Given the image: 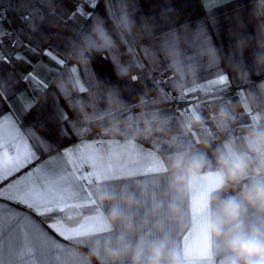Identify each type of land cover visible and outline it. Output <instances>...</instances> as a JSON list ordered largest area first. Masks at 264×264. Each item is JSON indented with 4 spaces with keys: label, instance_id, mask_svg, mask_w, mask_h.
<instances>
[{
    "label": "crops",
    "instance_id": "1",
    "mask_svg": "<svg viewBox=\"0 0 264 264\" xmlns=\"http://www.w3.org/2000/svg\"><path fill=\"white\" fill-rule=\"evenodd\" d=\"M113 2L115 10L126 11L135 21V29L129 36L145 67L127 77H119L107 54L104 57L95 55L90 63L95 76V84L91 85L84 65L71 60L67 75L78 90L86 114L90 119H98L138 104L141 97L144 100L152 98L154 89L150 75L168 73L165 83L170 95L177 101L187 102L181 108L183 118L192 110L201 111L205 119L209 116L208 108L197 101H188L196 91L206 94L209 104L217 100L228 102L237 106L234 114L245 113L249 117V121L231 132L220 134L212 129L214 135L207 148L199 145L197 134L191 132V143H197V150L207 154L214 169L215 150L224 140L231 136L241 144L244 131L264 117V71H257L254 65L255 45L238 54L234 39L237 9L243 7L246 13L250 0ZM78 7L84 13L91 12L88 0H82ZM76 10L45 49L55 59L45 52L38 59H31L24 51L17 50L8 36L0 43V80L4 82L0 89L4 93L0 95V112L11 113L15 122L6 119L0 136L17 152L36 144L39 138L47 140L45 149H33L39 159L4 180L3 184L33 170L62 188L54 212L40 209L47 213L45 216L3 201L8 207L18 209L19 216L12 217L7 211L3 215L0 264H27L28 261L31 264H86L84 256L95 242L114 241L121 235L133 248L145 238L148 243L167 238L169 246L174 245L178 250L191 246L198 264H231L234 258L221 241L205 232L204 220L210 212L206 201L211 195L210 183L205 178L210 169L188 178L187 186L177 189L173 187L169 172L171 150L162 152L139 139L129 146L130 136L117 133L78 137L69 127L72 110L54 82L53 71L70 58L67 54L69 44L78 36L88 16L77 14ZM0 25L10 30L4 13L0 15ZM215 51L220 55L218 62L213 59ZM17 55L26 58L30 68L11 60ZM174 64L176 71H173ZM30 74L33 79L24 78ZM133 74L137 77L135 80L131 78ZM113 89L123 108L117 109L116 104H110ZM242 98H247L250 106L241 107ZM27 103L33 107L25 111L21 105ZM153 108L166 117L179 113L174 103L149 109ZM61 110L67 114V120L61 119ZM140 110H132L136 121H139ZM0 158L5 162L10 159L7 148L0 153ZM231 191L234 190L222 195L227 196ZM102 192L115 199L101 201ZM122 195L132 197L135 203L129 206L126 199H121ZM114 205L120 207L130 221V231H125L126 225L120 222L105 223ZM171 207L176 209L174 215L170 214ZM21 216L25 219H20ZM26 224L41 230L36 235L39 254L30 243ZM49 224L62 226L61 231L64 229L68 238L64 239L60 232L49 228ZM242 224L246 228L264 225V214L249 209L242 217ZM124 264H131L130 258Z\"/></svg>",
    "mask_w": 264,
    "mask_h": 264
},
{
    "label": "clouds",
    "instance_id": "2",
    "mask_svg": "<svg viewBox=\"0 0 264 264\" xmlns=\"http://www.w3.org/2000/svg\"><path fill=\"white\" fill-rule=\"evenodd\" d=\"M113 30L127 38L135 29V21L121 9L110 12ZM150 34V29L149 33ZM235 47L242 54L253 44L255 45L254 65L257 71H264V0H250L247 12L238 7L234 31ZM115 46V40L104 26V21L98 18L88 32L78 35L69 44L67 54L76 63H91L95 55L104 57ZM215 61L220 60L218 51L213 53ZM173 71H176L175 64ZM121 77L129 76L127 68L120 71ZM133 80L137 77L133 74ZM110 104H116L117 109L123 108L118 102V96L113 89L110 93ZM143 97L140 100V121L138 127L132 128L134 121L129 118L126 126L131 131L128 145L135 143L140 137L151 138L166 134L169 118L158 109H149ZM241 107L250 106L247 98H242ZM237 106L228 102L213 101L209 104V119L216 133H225L232 124ZM121 121L115 120L110 129L118 131ZM181 128L184 132H195L198 144L207 148L211 136L214 135L205 123L201 111L192 110L183 119ZM197 143L173 141L168 154L169 172L173 187H186L188 178L197 177L202 170L210 169L205 178L210 183V197L206 203L210 212L205 217V232L214 240L221 241L224 248L234 258L231 264H264V225L244 227L242 217L249 209L264 214V117L257 123L251 124L243 133L242 143L229 136L221 147L215 150V167L207 158V154L197 150ZM229 192L227 196L222 193ZM100 200H114L107 193L100 194ZM129 206L134 199L123 196ZM175 214V207L169 209ZM120 222L126 225L125 231H130V221L126 219L118 206H113L105 220L107 224ZM130 258L131 264H198V258L193 254L191 246L178 250L174 245L169 246L167 238L148 243L146 238L140 240L133 248L125 236L121 235L114 241L102 244L95 242L85 254L86 264H124Z\"/></svg>",
    "mask_w": 264,
    "mask_h": 264
},
{
    "label": "trees",
    "instance_id": "3",
    "mask_svg": "<svg viewBox=\"0 0 264 264\" xmlns=\"http://www.w3.org/2000/svg\"><path fill=\"white\" fill-rule=\"evenodd\" d=\"M82 3V0H0V15L5 14L6 22L10 26V30L16 33L10 39H18L19 44L15 45L17 50L24 51L31 59H38L44 54L46 47L54 39L58 30L69 19L70 15ZM92 15L87 16L78 35L88 32L91 26L98 18L103 19L104 26L108 29L110 35L115 40V46L107 54L113 63L115 73L119 75L120 71L127 68L129 73L143 69L145 62L138 53L136 47L128 36L122 38L112 27L110 12L115 10L113 0H98L95 8H90ZM26 19L27 23L24 22ZM34 26V29L33 27ZM15 63H22L27 68L30 64L25 60H18L15 57L11 59ZM71 57L64 61L58 70L53 71L55 76L54 82L62 90L65 100L70 104L72 115L68 118V125L78 137H86L88 135L98 134H123L131 136V131L126 126V122L131 118L134 123L132 128L138 127L140 121H136L133 117V109L140 108V102L130 108L113 111V113L104 115L98 119H90L75 85L67 75V66ZM84 72L88 75L91 85L95 84V76L90 63H82ZM168 73L154 76L150 75V84L154 89L152 98L145 99L146 107L161 106L166 103H174L179 113L169 118V125L165 135L153 136L151 138H138L152 148L162 152L171 150L170 144L173 141H182L191 143V132H184L181 128L183 122L182 109L187 105L186 101L176 100L170 95V89L165 83V77ZM121 121L118 131H105L110 129L111 124L115 120ZM249 121V117L244 114H234L230 132L237 126Z\"/></svg>",
    "mask_w": 264,
    "mask_h": 264
},
{
    "label": "snow or ice",
    "instance_id": "4",
    "mask_svg": "<svg viewBox=\"0 0 264 264\" xmlns=\"http://www.w3.org/2000/svg\"><path fill=\"white\" fill-rule=\"evenodd\" d=\"M88 2L92 8H95L98 0H95V2H93V0H88ZM225 2H228V0H225ZM76 12L81 15H92V13H84L83 9L79 7ZM24 22L27 23L26 19ZM32 27L34 29V26ZM15 34L16 33L13 31L4 29L2 25H0V43L3 42L2 38L4 36L12 38ZM19 43L20 41L18 39L12 40V44L14 46ZM45 54L55 59L50 52L46 51ZM16 59L25 60V62H27L26 58L20 55H17ZM24 78L33 79L32 74ZM3 84V80H0V89L3 88ZM3 94V91H0V95ZM19 99L20 98L17 97V103H19ZM21 107L25 111H28L31 107H33V105L31 103H27L21 105ZM60 116L61 119L67 120V114L62 110ZM6 119L13 124L15 123L12 121L11 113L0 112V129L3 128L4 121ZM33 139H36L35 133H33ZM46 147V138H39L36 144L25 147L22 152H17L12 144L6 143L4 137L0 136V153H3L7 148L10 155V159L7 162L0 158V225L3 223V215L6 211L12 217L19 216V210L8 207L3 203L4 200L9 201L11 204L22 205L30 211H35L41 216L47 215L46 212L40 211L41 208H46L47 212H54V204L60 198L62 188L57 187L51 178L39 175L37 171L29 170L28 172L23 173V175L16 176L15 179L10 180L7 185L3 184L4 180H7L10 176H13L17 172H20L22 168L32 163V161L39 159L33 149H45ZM20 219H25V216H21ZM25 227L28 231L31 245L36 248L37 254H39L40 245L36 242V235L40 234L41 230L37 229L34 225L26 224ZM48 227L52 228L54 231L60 232V234L64 236V239L68 238L64 229L61 231V228H63L62 226L58 227L55 224H49ZM44 236L45 239H47V235L44 234ZM25 251H28L27 246L25 247ZM27 264H31V261H28Z\"/></svg>",
    "mask_w": 264,
    "mask_h": 264
},
{
    "label": "built area",
    "instance_id": "5",
    "mask_svg": "<svg viewBox=\"0 0 264 264\" xmlns=\"http://www.w3.org/2000/svg\"><path fill=\"white\" fill-rule=\"evenodd\" d=\"M206 96H207L206 94H202V93H200V91H196V93L191 94V96L189 97V100L190 101H197L198 99L204 98ZM205 123L208 125L210 130L215 128L214 125L212 124L211 119L206 118Z\"/></svg>",
    "mask_w": 264,
    "mask_h": 264
},
{
    "label": "rangeland",
    "instance_id": "6",
    "mask_svg": "<svg viewBox=\"0 0 264 264\" xmlns=\"http://www.w3.org/2000/svg\"><path fill=\"white\" fill-rule=\"evenodd\" d=\"M194 93H196V92H194ZM191 94H193V93H191ZM191 96V95H190ZM189 96V97H190ZM189 97H188V101L189 102H191L190 100H189ZM210 98H208V96H206V97H204V98H201V99H198L197 100V102L202 106V107H204V108H208V106H209V100ZM176 109H178L177 108V106H176ZM209 117V116H208ZM207 117V118H208Z\"/></svg>",
    "mask_w": 264,
    "mask_h": 264
}]
</instances>
